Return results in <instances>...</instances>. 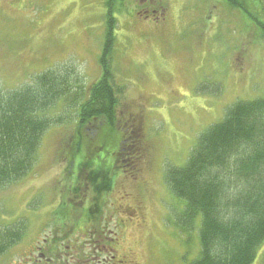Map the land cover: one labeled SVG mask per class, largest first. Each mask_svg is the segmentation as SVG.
I'll use <instances>...</instances> for the list:
<instances>
[{
  "label": "rangeland",
  "instance_id": "rangeland-1",
  "mask_svg": "<svg viewBox=\"0 0 264 264\" xmlns=\"http://www.w3.org/2000/svg\"><path fill=\"white\" fill-rule=\"evenodd\" d=\"M104 2L0 0V87L18 89L54 70L71 92L47 113L63 123L44 134L35 167L0 191V213L8 226L23 229L25 246L39 237L64 240V227L51 233L69 210L62 200L67 161H60V153L76 126L79 103L101 77ZM146 2L160 10L154 20L139 11ZM263 2L250 9L254 17L226 0H129L115 11L111 60L122 90L119 114L137 141L132 195H126L129 227L117 235L128 264H188L197 258L199 229L182 227L186 202L170 190L167 169L184 166L198 136L233 103L264 97ZM116 200L112 208L123 206L120 196ZM70 238L78 239L75 233ZM252 264H264V242Z\"/></svg>",
  "mask_w": 264,
  "mask_h": 264
},
{
  "label": "trees",
  "instance_id": "trees-1",
  "mask_svg": "<svg viewBox=\"0 0 264 264\" xmlns=\"http://www.w3.org/2000/svg\"><path fill=\"white\" fill-rule=\"evenodd\" d=\"M226 1L254 17L250 9L259 0ZM126 2H104L103 73L89 86L88 98L79 103L76 126L60 153V161H67L62 200L68 209L75 208L83 193V170L94 174L98 169L89 177L92 183L100 177L109 186H96L94 192H110L118 178L115 169L106 164L119 161L129 145L130 152L137 146L128 120L118 115L122 90L114 79L111 60L116 41L114 14ZM260 26L264 38V23ZM67 87L68 81L52 70L18 89L0 87V190L25 179L35 167L44 134L54 124L63 123L47 113L71 93ZM166 176L172 193L186 202L180 214L182 227L194 224L199 229L200 250L188 264H252L264 242V97L238 100L228 107L220 122L198 136L186 164L169 167Z\"/></svg>",
  "mask_w": 264,
  "mask_h": 264
},
{
  "label": "flooded vegetation",
  "instance_id": "flooded-vegetation-1",
  "mask_svg": "<svg viewBox=\"0 0 264 264\" xmlns=\"http://www.w3.org/2000/svg\"><path fill=\"white\" fill-rule=\"evenodd\" d=\"M142 10L146 13L145 18H154L157 15V9L148 5L141 7L140 11ZM132 156L133 152L127 148L119 161L103 164L113 167L115 175L118 176L115 188L110 192L103 194L94 192L96 186L107 189L108 182L99 177L94 180L96 184H93L89 177L96 172L93 174L83 170L81 179L83 193L75 202L78 203V207H70L64 213V224L53 227L52 232L55 235L64 227L63 241L56 239V236L39 237L25 246L21 243L22 236L15 239L13 235H9L8 231L14 227L8 226L6 218L3 217L0 221V264H128V254L120 252L117 235L122 232L124 234L129 227L123 211L130 209L126 195H132ZM113 192L117 194L116 197L120 196V201L123 202L120 208H112L117 202L111 200ZM113 220L115 224L112 227ZM116 227H121V232L115 231ZM74 233L78 238L75 241L70 238Z\"/></svg>",
  "mask_w": 264,
  "mask_h": 264
}]
</instances>
